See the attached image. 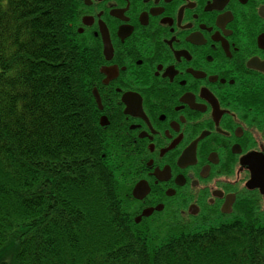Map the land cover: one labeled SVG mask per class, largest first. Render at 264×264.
<instances>
[{
    "label": "flooded vegetation",
    "instance_id": "flooded-vegetation-1",
    "mask_svg": "<svg viewBox=\"0 0 264 264\" xmlns=\"http://www.w3.org/2000/svg\"><path fill=\"white\" fill-rule=\"evenodd\" d=\"M75 25L98 57L101 131L130 159L131 193L149 188L134 218L264 220L250 184L264 158V0H77Z\"/></svg>",
    "mask_w": 264,
    "mask_h": 264
},
{
    "label": "trees",
    "instance_id": "trees-1",
    "mask_svg": "<svg viewBox=\"0 0 264 264\" xmlns=\"http://www.w3.org/2000/svg\"><path fill=\"white\" fill-rule=\"evenodd\" d=\"M76 14L77 0H0V264H264L261 219L136 223Z\"/></svg>",
    "mask_w": 264,
    "mask_h": 264
},
{
    "label": "water",
    "instance_id": "water-1",
    "mask_svg": "<svg viewBox=\"0 0 264 264\" xmlns=\"http://www.w3.org/2000/svg\"><path fill=\"white\" fill-rule=\"evenodd\" d=\"M94 94L96 96L98 103L101 105L97 90H95ZM103 125H104V123H103ZM253 178L254 179L250 182V184L251 185L255 184V186L261 188V192L264 193V158L261 159L259 167L257 169V172H256L255 176H253ZM255 179H257V184L255 183ZM143 189H144V184L142 182L137 183L133 189L134 197L137 199H143L146 196V194L148 193L149 188L144 192H143ZM141 192H142V194H141ZM158 210H160V209H158ZM150 215H151V212L144 210L142 213V216H139L136 221L139 222L143 216H150Z\"/></svg>",
    "mask_w": 264,
    "mask_h": 264
},
{
    "label": "rangeland",
    "instance_id": "rangeland-1",
    "mask_svg": "<svg viewBox=\"0 0 264 264\" xmlns=\"http://www.w3.org/2000/svg\"><path fill=\"white\" fill-rule=\"evenodd\" d=\"M122 179V178H121ZM123 183L126 182L127 180L126 179H122ZM128 182V181H127ZM125 184V183H124ZM126 187H127V184H125ZM125 187V190L127 191V188ZM130 188V186H129ZM175 218L171 215V214H167V213H164V214H158L156 215L155 217L153 218H149L146 223L147 225H154L156 223H159V222H162V221H165V220H174ZM181 220V219H180Z\"/></svg>",
    "mask_w": 264,
    "mask_h": 264
}]
</instances>
